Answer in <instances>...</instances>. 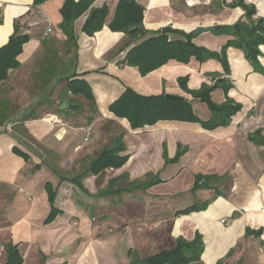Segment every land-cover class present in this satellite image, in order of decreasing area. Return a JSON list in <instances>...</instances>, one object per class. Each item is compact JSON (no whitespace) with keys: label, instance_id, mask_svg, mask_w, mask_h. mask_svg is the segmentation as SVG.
Wrapping results in <instances>:
<instances>
[{"label":"crops","instance_id":"0c3cea01","mask_svg":"<svg viewBox=\"0 0 264 264\" xmlns=\"http://www.w3.org/2000/svg\"><path fill=\"white\" fill-rule=\"evenodd\" d=\"M118 1L94 3V8L108 5L110 14L104 28L92 37L82 32L89 12L75 22L78 48L73 55L62 58V53L54 57L52 49L64 50L66 45L60 29L63 20L60 11L65 0H47L39 5L35 0H0V48L8 43L18 21L22 33L30 37L19 57L20 67L0 82V264H8L9 244L16 246L19 253V259L14 262L20 260L22 264H73L70 261L76 256L81 258L77 264H98L89 243L69 252L71 238L78 241L77 236L72 237L74 230L78 231L81 223L88 226L87 209H93L78 193L98 199L100 204L111 196L133 194L134 209L169 206L165 219L153 224H170L171 235L166 243L172 242L173 246L179 238L192 241L200 233L204 252L194 264H216L219 260L225 264L233 261L264 264V45L259 47L255 66L241 48L229 47V77L220 61L200 63L194 58L189 64L171 62L141 76L137 68L118 64L140 43L125 33L109 29ZM136 1L145 10L143 25L147 38L167 27L191 34L197 28L249 23L244 9L227 7L239 0ZM243 1L255 7V21H264V0ZM168 37L180 39L176 35ZM235 39L212 30L194 37L193 41L210 51L221 52ZM57 57L58 65L51 68ZM64 68L66 75L62 73ZM72 73L92 89L98 113L91 124L88 123L92 117L91 106L85 112L86 107L76 102L80 97H73L72 107L68 104L72 96L65 94L66 81L62 78ZM212 74L227 77L231 84L227 95L218 89L212 93V100L222 104L229 99L242 106L228 126L206 130L199 123L159 122L134 131L126 119H118L110 112L111 105L131 89L142 96L165 93L191 100L197 115L206 121L210 118L208 107L194 100L180 86L179 79L188 78L187 88L197 91L204 84H214ZM65 103L67 106L62 109ZM103 123H114L124 130L119 135L124 134L130 159L120 170L87 175L78 186L72 179L84 173L87 167L80 171L81 161L90 155L84 148L91 139L85 140L83 130L91 126L94 135V128ZM179 148L185 150L179 161L166 163L164 153L173 160ZM16 149L27 154L30 162L17 154ZM60 170L73 173L66 177ZM113 172L114 178L127 174L130 180L137 181L150 175L159 178L161 183L147 190L110 194L118 190L116 186L112 191L104 188H110L109 183L114 179L111 178L101 186L103 191H94L95 181ZM197 176H214L220 181H212L208 189L194 193ZM48 182L57 191L55 206L61 211L52 223H45L51 211ZM183 183L188 186L182 187ZM226 185L227 191L223 189ZM188 193L193 195L192 205L182 199ZM207 193H213L215 204L202 212L177 216L179 211L209 202ZM75 222L80 228L75 227ZM79 232L82 237L83 228Z\"/></svg>","mask_w":264,"mask_h":264},{"label":"trees","instance_id":"16d2710c","mask_svg":"<svg viewBox=\"0 0 264 264\" xmlns=\"http://www.w3.org/2000/svg\"><path fill=\"white\" fill-rule=\"evenodd\" d=\"M45 1L47 0H35V4L39 5ZM96 1L97 0H65L60 11L63 19L60 29L66 37V45L64 48L65 57L73 55L78 48L77 37L74 30L75 22L85 13L89 12V15L82 27V32L87 36H94L106 25L110 14L109 6L104 5L102 8H94L93 5ZM227 7H240L244 9L249 23L245 24L240 22L238 23V28L235 26L214 28L213 31L215 34H228L234 36L236 39L229 41L228 44L222 48L221 52H213L196 45L193 41V33L187 36L179 35V40H170L168 35H162L161 32L156 34V36L147 38L148 32L143 25L144 8L138 4L136 0H119L114 17L108 27L112 32L125 33L131 39L140 41V43L131 48L127 52L124 60L118 64L120 66L135 67L138 69L141 76H147L171 62L189 64L192 58H194L200 63H204L208 60L215 59L220 61L223 65L225 75L229 77L230 66L227 59V50L231 46H237L244 51L247 60L252 65H257L260 55L259 47L264 45V21H255V7L246 5L243 0L232 3ZM19 23V21L16 22L14 33L10 37L8 43L0 48V82L6 81L10 71L20 67L19 57L24 51V46L30 41V37L22 33ZM135 28H137L136 33L134 35L130 34V31ZM71 62H73V58H71ZM66 70L67 69L64 68L62 72L64 75L67 74L65 73ZM211 78L214 84H204L201 89L197 91H190L187 88L188 78L179 79L180 86L189 93L194 100H198L208 107L210 118L206 121L202 120L197 115L191 100L185 98L180 100H168L166 99L165 93L159 96H142L131 89H127L119 100L111 105L110 112L118 119H126L130 123L131 129L134 131L144 129L148 126H155L159 122L199 123L206 130L228 126L232 118L241 111L242 106L235 104L229 99L222 104H216L212 100V93L221 89L227 95L231 89V84L227 77H223L219 74H212ZM62 79L66 81L64 89L65 94L67 97L69 95L72 96V98L68 99L70 107H72L71 102L74 101L73 97H83L90 103L92 117L88 119V123L91 124L98 110L90 85L85 80L77 78L75 73H72L70 76L67 75ZM123 138L124 134L116 136L110 145L105 146L90 160L84 173L72 179V181L80 186L82 185L80 182L87 175L99 176L106 171L122 169L130 159V155L126 154L127 146ZM15 151L17 154L24 157L26 162H30V157L27 154L17 149ZM184 151L179 148L173 160H169L165 152L164 158L166 163L178 162ZM128 177L127 174H123L120 177L112 179L109 183L110 188H114L117 181L120 179L124 180ZM146 177L147 180L131 181L127 187L114 190L110 192V194L123 193L124 191L132 192L134 189L147 190L161 183L159 178L151 179L150 175ZM212 181L219 182L220 179L214 176L207 178L197 176L193 192L195 193L203 188L208 189ZM46 190L51 205V211L45 223H52L61 211L55 206L57 191L49 182L46 184ZM207 205V203H205V205L195 204L183 211L177 212V216L205 211L208 207ZM250 234L251 232L247 230V235ZM258 235H260V233H258ZM7 250L9 252L8 264H22L20 260L14 262L16 259H19L16 246L9 244ZM203 252V238L200 233H197L192 241L179 238L176 240V244L173 248L152 255L145 260L135 261L132 264H194L201 260ZM216 264H225V262L224 260H219Z\"/></svg>","mask_w":264,"mask_h":264},{"label":"rangeland","instance_id":"374dc122","mask_svg":"<svg viewBox=\"0 0 264 264\" xmlns=\"http://www.w3.org/2000/svg\"><path fill=\"white\" fill-rule=\"evenodd\" d=\"M176 36L180 37L179 35ZM64 51L65 49L62 50L60 47H56L52 49V55L56 57L62 53L61 57L64 58ZM58 58L59 57L56 59L54 58V63L51 65V68H56V65H58ZM76 102L82 105V108L84 106L86 107L84 109L85 112L89 111L88 108L91 105L83 97L77 99ZM85 124L87 125V123ZM121 132H124V130L114 123L97 125L94 128V135L90 138L94 140H90V142L85 145L84 152H89L90 155H88V159L81 161L82 166L80 167V171H83L90 160L95 157L103 147L110 145ZM60 172L66 177H70L73 173L72 171L64 173L63 170H60ZM115 174V172L108 173L97 179L95 181L97 188H94V191H98L97 193L101 192V186H103L107 179L109 181L111 178H114ZM129 178L117 181L115 189L127 187L132 181ZM150 178L153 179L154 177L150 176ZM141 180H147V177L145 176L141 178ZM184 186L187 187L188 183H183L182 187ZM104 188H106L107 191L114 190V188L111 189L108 186ZM223 189L227 191V185L224 186ZM141 195L143 196L144 194ZM206 195L210 200L207 202V206L209 207V205L215 202V197L213 193H207ZM77 196L85 199L87 206H93V209H87L89 218L88 226L86 227L85 223H81L80 227L83 228L82 237L79 232L81 228L78 227L77 222L74 223L75 227L77 226L80 229H78V231L74 230L72 237L75 238L77 236L78 241H73L71 238L72 243L70 242L71 247L69 252H75L74 250L78 251L79 248L89 243L90 246L92 245L93 250H95L94 255L96 254L95 258L98 264H132L135 261L145 260L157 252L161 253L175 246V244L173 246L172 242L167 241L166 243V238L168 235H171L170 224H153V222H160L165 219L164 217L167 216L170 209L168 205H166L168 207L159 205L156 209L152 210H148L147 208L134 209L133 194L111 196L105 200V203L102 201L101 204L98 199L89 198L79 193ZM199 198L200 196L198 195L197 199ZM182 199L188 201V205L194 204V198L191 193H188V195L183 194ZM178 205H181V203ZM202 205H205V203ZM225 225H228L227 221ZM88 227L89 229L87 232L86 229ZM155 242H157L156 245L153 244ZM131 249L133 250L132 253L130 252ZM82 253L83 251L81 255ZM66 259L69 260L70 258ZM80 260L81 258L76 256L75 260L70 261V263L77 264ZM231 264H236V261H233Z\"/></svg>","mask_w":264,"mask_h":264},{"label":"water","instance_id":"95a60500","mask_svg":"<svg viewBox=\"0 0 264 264\" xmlns=\"http://www.w3.org/2000/svg\"><path fill=\"white\" fill-rule=\"evenodd\" d=\"M236 28H238V25L236 26ZM212 30H213V28H197L196 30L193 31V36L197 38L202 34H206V33L211 32ZM136 31H137V28L131 30L130 34L134 35L136 33ZM161 34L162 35H180V36H187L188 35L186 32L181 31L179 29L172 28V27L163 28L161 30ZM166 99H168V100H180L183 98L180 96H173V95L166 94ZM66 106H67V104L65 103L62 105L61 108L63 109Z\"/></svg>","mask_w":264,"mask_h":264},{"label":"built area","instance_id":"2783aa9c","mask_svg":"<svg viewBox=\"0 0 264 264\" xmlns=\"http://www.w3.org/2000/svg\"><path fill=\"white\" fill-rule=\"evenodd\" d=\"M84 136H85V140L88 141L90 140L91 136H92V133H93V128L90 126V127H86L84 130Z\"/></svg>","mask_w":264,"mask_h":264}]
</instances>
